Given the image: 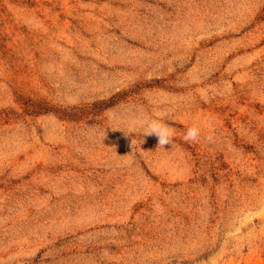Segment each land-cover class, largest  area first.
Segmentation results:
<instances>
[{"label": "rangeland", "instance_id": "rangeland-1", "mask_svg": "<svg viewBox=\"0 0 264 264\" xmlns=\"http://www.w3.org/2000/svg\"><path fill=\"white\" fill-rule=\"evenodd\" d=\"M0 264H264V0H0Z\"/></svg>", "mask_w": 264, "mask_h": 264}, {"label": "clouds", "instance_id": "clouds-1", "mask_svg": "<svg viewBox=\"0 0 264 264\" xmlns=\"http://www.w3.org/2000/svg\"><path fill=\"white\" fill-rule=\"evenodd\" d=\"M139 124L142 128L143 137L154 135L157 138V148L173 146L175 130L170 124L164 122V120L159 117V114H157L156 117L145 115V117L139 121ZM200 136L201 129L198 126L193 125L186 130L183 139L185 142L194 143L199 140ZM213 138L214 137L212 135L204 137V139L208 142H211ZM134 142L135 141L132 140L131 143L133 144Z\"/></svg>", "mask_w": 264, "mask_h": 264}, {"label": "trees", "instance_id": "trees-1", "mask_svg": "<svg viewBox=\"0 0 264 264\" xmlns=\"http://www.w3.org/2000/svg\"><path fill=\"white\" fill-rule=\"evenodd\" d=\"M36 112H38V113L41 112V109H38Z\"/></svg>", "mask_w": 264, "mask_h": 264}]
</instances>
